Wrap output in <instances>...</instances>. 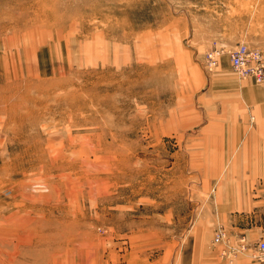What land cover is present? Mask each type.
<instances>
[{
	"label": "rangeland",
	"instance_id": "obj_1",
	"mask_svg": "<svg viewBox=\"0 0 264 264\" xmlns=\"http://www.w3.org/2000/svg\"><path fill=\"white\" fill-rule=\"evenodd\" d=\"M239 43L264 50V0H0V264L256 262L264 236L214 243L216 157L190 154L264 87Z\"/></svg>",
	"mask_w": 264,
	"mask_h": 264
},
{
	"label": "crops",
	"instance_id": "obj_2",
	"mask_svg": "<svg viewBox=\"0 0 264 264\" xmlns=\"http://www.w3.org/2000/svg\"><path fill=\"white\" fill-rule=\"evenodd\" d=\"M214 86L217 93L237 91L226 83ZM244 86L240 89L247 99L245 107L234 115L231 112L229 122L223 117L221 122L216 119L219 125H208L196 141L192 139L190 154L216 157L205 169L213 173L209 177L213 178L210 185L214 194L207 213L213 229L221 226L233 237H260L264 236V203H259L263 198H255V189L264 184L258 180L264 177V87L253 83ZM258 241L255 239L249 249L253 251ZM234 258V264H264L250 261L237 249Z\"/></svg>",
	"mask_w": 264,
	"mask_h": 264
},
{
	"label": "built area",
	"instance_id": "obj_3",
	"mask_svg": "<svg viewBox=\"0 0 264 264\" xmlns=\"http://www.w3.org/2000/svg\"><path fill=\"white\" fill-rule=\"evenodd\" d=\"M226 54L230 61L232 71L239 79L252 78L255 82L264 81V50L249 46L245 43H239L236 46L227 49ZM218 50L210 51L206 54V66L212 69L217 63ZM226 238V232L222 227L217 229L213 238L214 243L221 242ZM228 244V242H227ZM254 258L259 262H264V239L259 240L253 249Z\"/></svg>",
	"mask_w": 264,
	"mask_h": 264
},
{
	"label": "bare ground",
	"instance_id": "obj_4",
	"mask_svg": "<svg viewBox=\"0 0 264 264\" xmlns=\"http://www.w3.org/2000/svg\"><path fill=\"white\" fill-rule=\"evenodd\" d=\"M232 69V68H231Z\"/></svg>",
	"mask_w": 264,
	"mask_h": 264
}]
</instances>
